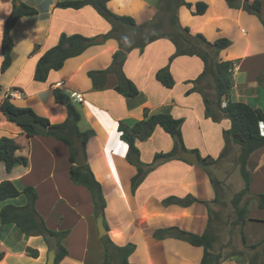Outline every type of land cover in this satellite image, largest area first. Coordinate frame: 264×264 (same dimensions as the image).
<instances>
[{"label": "crops", "instance_id": "obj_1", "mask_svg": "<svg viewBox=\"0 0 264 264\" xmlns=\"http://www.w3.org/2000/svg\"><path fill=\"white\" fill-rule=\"evenodd\" d=\"M21 1L37 9L38 14L25 16L15 24L11 33L12 64L1 73L4 26L13 11V0H0V102L17 92L12 98L16 106L32 108L51 124H58L66 120L67 110L56 102L54 90L59 88L69 94L82 115L80 130L92 129L96 133L86 146V156L106 199L103 216L106 235L117 246H136L129 257L133 264H201L202 247L171 237L158 240L153 234L173 227L195 235L205 233L212 205L208 207L206 203L216 198L213 167L204 169L198 163L191 165L183 159H172L151 171L133 193L131 180L137 170L127 161L128 145L121 139L118 124L142 120L145 109L150 114H170L183 120L182 134L188 152L197 150L202 158L217 159L225 148L224 131L231 128V122L225 117L214 122L205 114L203 96L199 92L187 94L194 87L191 82L204 72L202 59L179 56L170 62L176 47L169 38H160L144 49L135 48L126 53L123 71L138 88V97L128 98L118 93L114 89L117 80L113 74L108 77V86L98 90L93 88L88 73L107 69L114 54L121 51L117 40L104 38L112 25L91 6L56 7L58 2L71 0ZM160 1L108 0V7L117 15L132 17L141 26L156 17ZM260 1L264 17V0ZM185 2L204 3L207 10L195 15L194 7L181 6L178 18L183 27L189 28L192 34L204 35L210 42L228 39L231 43L220 52L219 60L233 62L235 66L232 101L264 111V24L242 7H229L226 0ZM150 31V28L126 30L131 36L148 35ZM63 33L94 38L96 45L68 59L59 71H50L45 82L35 81L39 58L58 44ZM101 37L104 41L97 42ZM169 63L175 82L171 89L156 78V73ZM202 85L215 99L213 77L208 75ZM261 129L264 131V125ZM3 137L15 138L25 147L19 154L28 157V166H17L9 174L5 167L0 169V182L12 181L20 191L34 188L38 195L36 209L47 227L69 232L62 242L68 255L60 264H102L103 236L98 232L92 196L87 188L74 184L70 178L69 147L46 135L26 138L16 124L0 113V139ZM136 144L141 162L150 164L157 153L171 151L174 140L157 127L147 141ZM230 147L233 156L238 157L240 147L236 144ZM221 161H226V157ZM251 162L250 195L264 194V148L252 154ZM188 196L197 201L189 206L163 204L170 197ZM26 203V196L21 194L1 203L0 210L6 204L24 206ZM18 230L14 224L2 225L0 221V252L5 253L0 264H44L48 247L43 238L29 237ZM242 230L246 243L242 240L241 248L223 258L222 264H264V245L251 248L264 240V207H259L256 197L248 205V218ZM27 247L38 250V258L28 256Z\"/></svg>", "mask_w": 264, "mask_h": 264}, {"label": "trees", "instance_id": "obj_2", "mask_svg": "<svg viewBox=\"0 0 264 264\" xmlns=\"http://www.w3.org/2000/svg\"><path fill=\"white\" fill-rule=\"evenodd\" d=\"M238 0H226L231 8H237ZM242 9L249 14L257 16L264 24V17L262 16V3L260 0H242ZM85 6L93 7L96 12L112 25L110 33L104 36L106 40L114 39L119 42L120 49L126 53L131 52L135 48L144 49L149 43L167 37L176 47L175 55L170 59V62L179 56H197L202 59L205 64L204 72L191 83L194 85L193 89L189 90L187 94L192 92H199L204 99L205 114L214 122H218L225 117L230 120L231 128L224 131L225 148L222 154L217 158L212 157L202 158L197 150L190 152L196 153L200 160L198 164L204 169L214 166L222 159L227 157L231 151V144H236L240 147V154L238 156V165L241 177L244 181V188L235 195L232 203L236 210V220L234 225L240 226L243 229L248 218V208L242 207L243 199L250 195L251 183L253 180L252 171L249 168L250 158L252 154L264 148V131L261 125H264V111L258 108H253L242 102H234L231 99V90L233 87V71L234 63L230 61L219 60V54L230 46L228 39H219L215 42H210L202 34H192L190 29L183 27L178 18V10L181 6H186L189 9L194 7L195 15H202L207 10V5L204 3H196L195 5L185 2V0H161L158 5V13L156 17L141 26H137L136 21L132 17L120 16L115 14L108 7V0H71L62 1L56 4L60 9H81ZM169 13L167 33L161 32L164 28L163 20L161 18L162 12ZM38 14V10L25 4L21 0L18 4L13 0V11L5 22L4 35L2 40V55L3 61L1 65V73L6 72L12 64V50L14 41L12 38V29L15 24L25 16H32ZM147 28L155 29L156 32L148 34L137 41H133L132 36L126 32L128 29L144 30ZM127 38V43L125 42ZM96 45L94 38L85 37L83 35H67L61 34L58 44L46 51L38 60L34 80L38 82H45L50 71H59L64 66L65 62L77 56L82 55L88 48ZM118 52L114 54L113 61L107 69L94 70L88 73L92 81L93 88L102 90L108 86V77L113 74L116 77V85L114 89L128 97L136 98L139 96V90L136 85L126 77L123 71V63L117 64L116 60ZM213 77L215 99L206 92L207 89L203 87V81L208 76ZM157 80L166 88H173L175 85L174 79L170 72V63L160 69L156 73ZM54 97L57 103L63 105L67 110V118L64 122L58 124H51L47 118L38 115L32 108L18 107L12 102V97L7 96L0 102V113H2L9 122L16 124L25 135L26 138H32L37 135H46L55 138L69 147L70 150V178L72 182L78 186H83L89 190L94 204L95 217L105 213L106 199L102 190V186L95 178L86 156V163L84 166H76L74 155V141L77 139L84 145V153L86 155V146L91 138L96 133L90 129L81 131L79 123L81 121V112L75 105L73 99L69 94L57 88L54 90ZM225 101L226 105L222 106ZM39 125H44L48 128L46 134H41L37 131ZM182 119H176L170 114H150L147 109L144 110L143 119L129 124L127 122H120L118 124V131L121 134V139L128 145L127 161L136 167V174L131 180V189L135 193L146 176L153 171L161 163L179 159L180 152H187L184 145L182 134ZM157 127H161L174 140V147L167 153H157L150 164H144L140 160V151L137 147V141H147L154 133ZM24 146L15 138L3 137L0 139V163L4 164L7 174L17 166H28V157L20 155L24 150ZM215 190L219 185L217 180H212ZM24 194L27 198V203L24 206H15L6 204L0 210V221L2 225L14 224L26 236L34 237L40 236L45 241L48 250L54 249L56 252L55 264L60 262L68 255L66 247L63 245V240L68 236V231H53L49 229L46 222L41 217L36 209V201L38 195L34 188L26 187L20 191L16 185L9 180L0 182V204L14 198H18ZM259 207H264V194L256 196ZM197 200L191 196L184 199L167 198L163 201L164 205L176 204L180 206H189ZM218 202L217 190L216 198L210 204ZM210 209V217L208 227L204 234L195 235L183 231L177 227L168 229H159L154 232V238L162 240L168 237L186 241L189 244L202 247L204 249V256L201 264H222L223 259L220 256L214 255L213 248L217 242V236L212 228V212ZM242 240L246 243V237L242 230ZM53 241V245L51 243ZM102 243L105 251V259L102 264H133L129 261V257L135 251L134 244L126 246H117L108 235L102 237ZM259 245H264V240L251 246L256 248ZM26 254L32 258H38V250L27 247ZM5 256L4 252H0V262Z\"/></svg>", "mask_w": 264, "mask_h": 264}, {"label": "rangeland", "instance_id": "obj_3", "mask_svg": "<svg viewBox=\"0 0 264 264\" xmlns=\"http://www.w3.org/2000/svg\"><path fill=\"white\" fill-rule=\"evenodd\" d=\"M169 15L170 14H167L166 16L164 12L161 13V18L165 20L163 22L164 28L161 29V32L167 33L170 30L168 27ZM150 30V33L156 32L155 29L150 28ZM144 36H146L144 33L142 35L136 34L135 36L132 35V39L133 41H137ZM211 167H213L211 171L214 179L219 182V185L216 187L218 202L212 203L211 205L212 228L217 236V242L212 251L214 255H218L223 259L242 246V230L240 226L234 225L236 210L232 201L235 195L244 188V181L240 174L238 157L233 156L232 151L229 153L228 157H226V161H220ZM3 168L4 164L0 163V169ZM249 168L252 170V162ZM218 179L222 180L219 181ZM252 199L253 196L247 195L246 198L243 199L241 206L248 208ZM51 243L53 245L54 242L51 241ZM48 251L49 250H47V252ZM47 252L44 264H46L47 261ZM116 264H120L119 261H117Z\"/></svg>", "mask_w": 264, "mask_h": 264}, {"label": "water", "instance_id": "obj_4", "mask_svg": "<svg viewBox=\"0 0 264 264\" xmlns=\"http://www.w3.org/2000/svg\"><path fill=\"white\" fill-rule=\"evenodd\" d=\"M18 4L19 0H15ZM242 0H238L236 3V6L238 8L242 7ZM104 41V38L101 37V39H97L96 41ZM126 57V52L121 50L119 51L116 63L117 64H122L124 62V59ZM37 131L41 134H46L48 132V128L44 125H39L37 127ZM74 155H75V161H76V166L81 167L84 166L86 163V155L84 153V145L79 141L75 140L74 141ZM179 157L183 159L184 161L190 163L191 165H195L199 162L200 158L199 156L194 153V152H180ZM97 227H98V232L100 236H104L107 234V229L104 225V217L103 215L99 216L97 218ZM56 261V252L54 249L50 250L47 254V261L46 264H55Z\"/></svg>", "mask_w": 264, "mask_h": 264}, {"label": "built area", "instance_id": "obj_5", "mask_svg": "<svg viewBox=\"0 0 264 264\" xmlns=\"http://www.w3.org/2000/svg\"><path fill=\"white\" fill-rule=\"evenodd\" d=\"M18 94H17V92H14V93H12V98H14V97H16ZM79 101H81V99L79 98ZM226 105V103H225V101L222 103V106H225ZM261 126H263V125H261Z\"/></svg>", "mask_w": 264, "mask_h": 264}, {"label": "clouds", "instance_id": "obj_6", "mask_svg": "<svg viewBox=\"0 0 264 264\" xmlns=\"http://www.w3.org/2000/svg\"><path fill=\"white\" fill-rule=\"evenodd\" d=\"M125 42L127 43V38H125Z\"/></svg>", "mask_w": 264, "mask_h": 264}]
</instances>
